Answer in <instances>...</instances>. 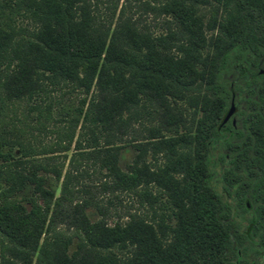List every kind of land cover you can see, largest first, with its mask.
I'll list each match as a JSON object with an SVG mask.
<instances>
[{
    "label": "trees",
    "instance_id": "obj_1",
    "mask_svg": "<svg viewBox=\"0 0 264 264\" xmlns=\"http://www.w3.org/2000/svg\"><path fill=\"white\" fill-rule=\"evenodd\" d=\"M133 1L143 0H0V264H264V0H197L208 18L192 8L186 24L166 3L191 42L212 48L193 78L156 61L161 38L150 29L128 37L141 54L125 47V30L141 29L128 13ZM155 82L202 95L197 151L177 150L184 138L150 135L129 143L138 153L122 164L129 141L114 140L127 132L124 112L140 90L153 101ZM93 174L115 194L109 202L127 192L153 206L161 191L170 202L160 201L157 218L135 209L111 224L90 220L79 186ZM64 204L85 241L71 257V233L56 222ZM166 217L168 233H156L152 223ZM88 243L105 253L85 260Z\"/></svg>",
    "mask_w": 264,
    "mask_h": 264
},
{
    "label": "rangeland",
    "instance_id": "obj_2",
    "mask_svg": "<svg viewBox=\"0 0 264 264\" xmlns=\"http://www.w3.org/2000/svg\"><path fill=\"white\" fill-rule=\"evenodd\" d=\"M150 1L151 6H148L145 2ZM121 2V0H120ZM166 3H171L175 9L176 13L183 17L185 24L187 23L188 16L193 8V12L196 15L202 13L204 15L203 19H207L209 15L208 5H203L197 0H143L139 3L134 2L130 7L128 13L135 16L140 23L141 29L130 28V31L125 30V35L127 36V43L125 47L127 49L134 51L136 54L142 53V48L137 47L135 44L128 40L130 35L131 39L137 38L138 33H148L149 29L153 36H160V43L158 47H161V54H157L154 58L156 61L165 65V68L169 70L170 74L185 76L187 78H193V70L202 67L203 60L207 58V61L212 55V48L203 42H191L190 29L181 22L175 15L170 12H166ZM153 6V8H152ZM105 8L99 5L98 12L104 13ZM176 14V16H177ZM115 17L111 27L114 26ZM143 26L150 27L144 28ZM192 27V26H191ZM143 28V29H142ZM206 36H209L210 31H206ZM139 37V36H138ZM195 38L194 36H192ZM3 39L0 37V42ZM135 41V40H134ZM171 47V50H170ZM169 48V51L166 49ZM24 52V51H23ZM166 53V54H165ZM36 71H31L29 74L31 78H35ZM152 90L148 91L150 95L153 96V101H149L148 96L144 94L143 90L137 93V102L128 111L124 112L126 117H130L127 126V132L122 135V138H117L114 141L122 142L129 141L126 148H123L125 161L134 160L135 155L138 153V149L129 143L137 142L141 139H151L152 135H157L152 139H164V138H174L177 139L176 142L180 141L179 138H184L187 146L179 147L177 145V150L183 149V152L188 153L189 156L193 157L197 151V145L195 143V132L201 118H205L202 111V95L197 93H189L187 95H182L181 93L174 90L171 86L167 85L166 82H155L150 86ZM157 91L159 95L154 94ZM155 107V111L153 110ZM152 109L154 111L151 116L147 115V111ZM155 126V129L152 127ZM152 128V129H150ZM151 135V138L149 136ZM51 137L45 138V141L50 140ZM111 138V137H110ZM72 150L70 149L67 153L70 154ZM151 152H148L147 159L150 160L152 157ZM160 157V162L163 158ZM102 179V178H101ZM82 187L86 190V193L82 195L89 198L91 201L90 205L85 208L86 213L90 220H97L101 217L107 219V223L111 224L114 220L121 216L120 219H127L128 213L139 209L152 217L154 215L157 218L160 213L162 214V209L159 208L161 202L169 204V195L161 191L158 195L156 202H153V206L150 202L146 201L143 204L138 202V198L133 196L132 193L119 192L118 197L120 202L118 203L115 199L109 202L108 197L115 195L112 192H106L100 186V177L97 174L92 176H84ZM85 185V186H84ZM152 189L156 190L153 182H150ZM161 201V202H160ZM104 205V206H103ZM99 206H103L105 209L108 208L109 215L103 216L102 212L98 210ZM73 211V206L64 204L57 210L56 222L59 229L65 230L69 235L65 237L67 242V249L65 250V255L71 257L73 253L79 250V243L85 242L82 240L81 236L72 234L77 223L76 216ZM114 212H118L115 214ZM80 217V215H79ZM149 219V218H148ZM171 218L170 220H172ZM162 222V221H161ZM169 220L167 217L163 220L162 226L157 228L153 224L156 233L164 235L168 233ZM162 228V229H161ZM170 236H168L169 238ZM165 240V238H163ZM134 244H129L127 248H134ZM110 247H108L109 249ZM115 252L119 253V247L114 246ZM105 253V249L99 246H90L88 243L83 249L80 250V255L85 260H92L99 256V254Z\"/></svg>",
    "mask_w": 264,
    "mask_h": 264
},
{
    "label": "water",
    "instance_id": "obj_3",
    "mask_svg": "<svg viewBox=\"0 0 264 264\" xmlns=\"http://www.w3.org/2000/svg\"><path fill=\"white\" fill-rule=\"evenodd\" d=\"M235 107H236L235 106V103L232 100L231 103H230V105H229V107H228V109H227V111H226V113H225V115H224V117H223V119H222V121H221L222 123L223 122H226L231 117V115L235 111ZM233 122H234V119H233Z\"/></svg>",
    "mask_w": 264,
    "mask_h": 264
}]
</instances>
